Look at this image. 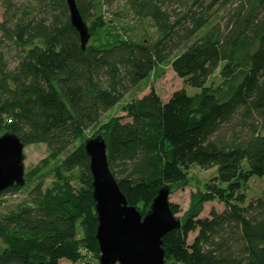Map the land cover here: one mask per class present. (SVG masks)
<instances>
[{"label":"trees","instance_id":"obj_1","mask_svg":"<svg viewBox=\"0 0 264 264\" xmlns=\"http://www.w3.org/2000/svg\"><path fill=\"white\" fill-rule=\"evenodd\" d=\"M1 1L0 135L14 133L25 146L46 144L49 154L25 174L23 186L0 193L38 180L29 202L0 215V264L99 259L84 148L94 131L106 142L120 190L143 215L159 190L185 182L193 165L217 168L206 191L195 195L197 207L163 237L165 261L264 264V192L246 203L244 191L252 176H264V0H76L90 31L85 50L66 0ZM115 3L116 14L150 20L156 40L125 38L103 14ZM6 41L18 50L15 65L6 59ZM169 60L198 93L182 88L165 101L152 88L124 105L130 120L101 122ZM216 72L219 82L211 81ZM48 173L53 181L44 186ZM215 199L225 209L200 217ZM170 208L174 215L181 210L172 202Z\"/></svg>","mask_w":264,"mask_h":264},{"label":"water","instance_id":"obj_2","mask_svg":"<svg viewBox=\"0 0 264 264\" xmlns=\"http://www.w3.org/2000/svg\"><path fill=\"white\" fill-rule=\"evenodd\" d=\"M73 27L80 35L82 49L90 39L76 0H66ZM25 145L14 133L0 135V193L25 184ZM84 148L90 158L92 195L96 203L99 264H166L163 237L181 227L170 208V188L162 187L143 215L129 205L113 176L107 158V145L100 136L89 137Z\"/></svg>","mask_w":264,"mask_h":264},{"label":"rangeland","instance_id":"obj_3","mask_svg":"<svg viewBox=\"0 0 264 264\" xmlns=\"http://www.w3.org/2000/svg\"><path fill=\"white\" fill-rule=\"evenodd\" d=\"M24 2V0H21ZM216 8H213V13L216 14ZM235 8V5L229 6L226 10L231 11ZM120 9L116 3L113 8L104 10L103 14L108 21H113L114 25H117L120 31L124 32V37L135 42H148L154 41L157 38V32L151 21L148 19H140L134 17L132 15L127 14H116V12ZM222 11V10H221ZM223 10L221 13H225V17H228V12ZM212 13V15H214ZM5 14V7L3 5V1L0 0V22L3 21ZM95 15V13L93 14ZM215 16V15H214ZM94 18V16L92 17ZM220 21L221 16L218 17ZM90 32V31H89ZM4 51L6 53V59L10 62V64L15 65L18 61L17 53L18 50L11 42H7L4 44ZM182 50V49H181ZM178 52L174 55L176 56ZM219 82V73L216 72L214 76L211 77V81ZM209 81L208 84L211 83ZM155 89L156 92L162 97L163 100L168 99L172 93L182 88L186 89L187 94L194 95L199 92V89L184 86L183 79H181L172 69L170 64V60L156 67V69L152 72V74L142 82L138 89H134L129 95H127L119 104H117L112 110L107 112L103 117L101 122H105L110 118L114 117H123L124 121H128L126 117V112L123 111V107L127 102H130L133 98H141L145 94L149 93L151 89ZM95 132H90L89 137L95 135ZM49 154V150L46 144H32L27 145L24 148V166H25V174L31 171L40 161L46 158ZM54 165V164H52ZM247 163L245 162V166ZM217 175V168L213 167L210 169H201L197 166H192L188 173V178L185 182H178L171 184L169 201L170 203H176L180 206V212H178L175 216L178 217L181 221L184 218L185 214L197 207V201L195 199V195L199 192L206 191V184L210 182V180ZM53 181L52 174H46L45 185L50 186ZM73 183H76L74 181ZM38 185V180H32L30 183H27L26 186L17 192L14 193H6L2 195L1 201L2 205L0 208V215L8 214L12 211H16L17 208L23 203L29 202L32 197V193L36 186ZM244 191L247 195V201L252 198L259 196L264 192V176H252L250 180L244 184ZM215 209L217 212H222L225 209V205L219 202L217 199L213 201H209L204 203V208L200 213V217L205 218L208 217L211 210ZM182 223V222H181ZM197 232H193L189 234L188 242L192 243L194 238L196 237ZM89 259V254L84 253V257ZM90 261L86 264H99V259L90 258ZM72 263L70 260L61 259L60 264H79ZM166 264H176L171 261H165Z\"/></svg>","mask_w":264,"mask_h":264},{"label":"crops","instance_id":"obj_4","mask_svg":"<svg viewBox=\"0 0 264 264\" xmlns=\"http://www.w3.org/2000/svg\"><path fill=\"white\" fill-rule=\"evenodd\" d=\"M166 100H168V99H166ZM166 100H165V101H166Z\"/></svg>","mask_w":264,"mask_h":264}]
</instances>
